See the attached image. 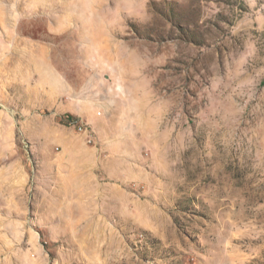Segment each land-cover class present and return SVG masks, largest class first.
Wrapping results in <instances>:
<instances>
[{
	"label": "rangeland",
	"instance_id": "1",
	"mask_svg": "<svg viewBox=\"0 0 264 264\" xmlns=\"http://www.w3.org/2000/svg\"><path fill=\"white\" fill-rule=\"evenodd\" d=\"M0 264H264V0H0Z\"/></svg>",
	"mask_w": 264,
	"mask_h": 264
},
{
	"label": "built area",
	"instance_id": "2",
	"mask_svg": "<svg viewBox=\"0 0 264 264\" xmlns=\"http://www.w3.org/2000/svg\"><path fill=\"white\" fill-rule=\"evenodd\" d=\"M78 127H79V131H80L81 133L86 134V135H88V136L92 135V134H89L88 130H87L86 128H84V126L79 125Z\"/></svg>",
	"mask_w": 264,
	"mask_h": 264
}]
</instances>
